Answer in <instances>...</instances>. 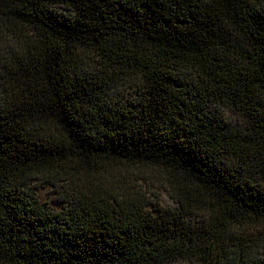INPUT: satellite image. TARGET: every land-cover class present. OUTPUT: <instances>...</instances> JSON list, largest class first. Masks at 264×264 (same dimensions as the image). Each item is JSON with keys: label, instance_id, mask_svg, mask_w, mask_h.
Wrapping results in <instances>:
<instances>
[{"label": "trees", "instance_id": "1", "mask_svg": "<svg viewBox=\"0 0 264 264\" xmlns=\"http://www.w3.org/2000/svg\"><path fill=\"white\" fill-rule=\"evenodd\" d=\"M120 166L157 170L178 206L115 188ZM263 247L264 0H0V264Z\"/></svg>", "mask_w": 264, "mask_h": 264}, {"label": "rangeland", "instance_id": "2", "mask_svg": "<svg viewBox=\"0 0 264 264\" xmlns=\"http://www.w3.org/2000/svg\"><path fill=\"white\" fill-rule=\"evenodd\" d=\"M224 115L230 120L231 124H237L240 121L238 120V117L235 116L230 111H225ZM118 173V174H117ZM117 177L119 180L115 183H112L115 188H119L120 184H125V176L127 174V178L131 179L132 182H135L138 184L137 188L141 189V192H146L147 195H153L152 193H158L159 196V203L163 206H169V207H176L178 206L175 202L174 198L170 196V194L164 189L165 186V180L160 175L157 170H152L149 168H142V167H135L134 169H129L128 173L125 170L124 167H118V170H116ZM120 183V184H119ZM37 197L39 198L40 202L48 207L52 208H59V193L57 189L52 186L51 184L48 185H41L36 190ZM150 201V199H148ZM151 208V207H149ZM240 233L243 234H249L250 230H240ZM257 252H260L259 258H256V260H264V247L259 248ZM175 264H193L186 261H182L181 263L176 262Z\"/></svg>", "mask_w": 264, "mask_h": 264}]
</instances>
